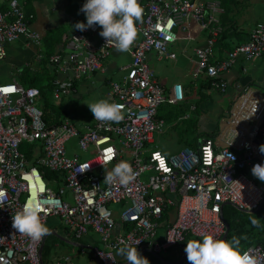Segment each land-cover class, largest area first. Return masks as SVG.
Wrapping results in <instances>:
<instances>
[{
	"label": "built area",
	"instance_id": "built-area-1",
	"mask_svg": "<svg viewBox=\"0 0 264 264\" xmlns=\"http://www.w3.org/2000/svg\"><path fill=\"white\" fill-rule=\"evenodd\" d=\"M260 1L264 10V0ZM139 3L144 11L136 25L137 39L128 51L129 62L120 67L118 81L107 82V98L124 105L122 121L102 123L91 113L90 124L81 128L66 118L47 125L37 87L23 86L15 78L0 83V192L6 200L0 208V264H44L38 253L43 238L34 241L12 227V215L30 196H38L44 222L58 217L73 238L90 231L98 235L99 245L92 246L96 264H117L122 241L156 257L173 246L184 251L183 243L190 236L213 234L221 239L226 230L224 205L250 214L262 204L264 182L252 175L251 168L264 163V153L259 151L264 144V106L257 118L231 120L224 130L199 136L176 153L165 155L156 145L150 149L152 134L167 127L158 116L159 106L182 102L185 93L179 82L165 89L147 56L154 53L157 60H174L173 47L177 41L192 39V24L203 32L202 44L193 48L192 80L202 76L222 92L223 75L237 60L249 62L264 54V18L244 41L222 49L219 57L215 43L222 31L223 8L217 0ZM31 20L20 1L0 0V60L7 46L21 37L39 45L41 38L30 28ZM100 31L99 25L84 31L75 28L47 57L54 72L50 102L72 96L77 82L104 71L103 60L114 46ZM91 35L98 36L97 44L91 42ZM35 58L38 61L40 54ZM70 140L90 154L84 159L76 153L68 155ZM121 160L132 165L136 179L128 185L105 183V168ZM44 170L55 172L56 177L45 178ZM112 204L120 205L117 221ZM244 250L264 257L261 244Z\"/></svg>",
	"mask_w": 264,
	"mask_h": 264
},
{
	"label": "rangeland",
	"instance_id": "rangeland-1",
	"mask_svg": "<svg viewBox=\"0 0 264 264\" xmlns=\"http://www.w3.org/2000/svg\"><path fill=\"white\" fill-rule=\"evenodd\" d=\"M225 4V9L228 11V17L235 21V26L239 28L241 31L249 30L253 24L257 21H261L263 18L264 10L262 8V4L260 0H223ZM33 44V43H31ZM36 46L35 44H33ZM38 45L36 46V48ZM10 50V49H9ZM174 52L179 55L180 51L178 48L173 49ZM189 52L190 48L186 49ZM8 55L0 60V83L7 82L12 77H16L19 72H21V68L17 67L18 73L15 72L16 69H10V60H13L11 55ZM41 63L37 64L39 70L43 72V69L47 62V55L43 52ZM178 60L175 63L167 62L166 60H156L154 53H150L147 56V62L149 66L154 71L156 75V79L160 81V83L164 84L165 86H170L171 83L176 82L179 78L185 77V79H189L188 72L192 69L191 61L188 62H179ZM258 62H262L260 59L254 60L251 63L243 62L248 69L246 76H249L253 80L255 77L258 76L259 71L255 70V65ZM128 63V62H126ZM123 63V64H126ZM194 66V64H193ZM20 67V66H19ZM37 67V68H38ZM43 68V69H41ZM194 68V67H193ZM30 72H34L39 74L38 69L28 68ZM237 71L235 66L231 68L228 72L224 73V77L228 80V87L224 91V93L218 94L216 91H206L205 97L211 99V108L208 110L207 114L202 115V110H199V106L196 107V110L190 109L189 106H186V111L190 115L191 119H195L193 132H191L190 136L195 137V139L199 136H204L206 134L215 133L217 130V122L221 120V118L228 115V108L232 101L237 97V95L241 92L242 89L236 90L235 88L230 86L231 81L229 80L231 76L234 75V72ZM51 74L50 70H45V73H42L41 76L43 77L40 82L44 81V79ZM119 74L114 76L113 80L118 81L120 79ZM190 78L192 79V75L190 74ZM97 80V77H95ZM86 84L88 81H84ZM94 81L91 85L88 84L87 87L78 88L76 94L66 97L62 100H52L56 106H58L70 121H72L78 128H81L84 123H88L90 121L91 111L86 103L94 102L100 98H107L106 95L108 90L106 89L107 85L102 83V85H98ZM83 84V82H81ZM264 86V84H260ZM253 91V89H252ZM264 92V89H263ZM248 94V91L247 93ZM252 96V95H251ZM174 113L181 114L182 111H178L177 109L180 107L179 105H171ZM165 108V105L161 104L159 106V112ZM234 109H232L233 111ZM236 114V110L234 111ZM202 117L200 118V116ZM200 118V119H199ZM169 127L165 128L162 133H153L152 134V142L148 143L147 146L152 149L154 145H156L157 149L164 153L165 155H170L176 153L180 148L187 146L184 143V139L186 135H189V130H184L186 127V120H172L168 121ZM208 128V132H205ZM201 131V132H199ZM205 133V134H204ZM92 150V147H89ZM66 153L69 155L71 153L78 154L81 158H86L88 156V152L80 151L76 145L74 144L73 140H70L66 143ZM122 161V160H121ZM118 161L117 163H119ZM112 165L105 168L106 171L111 169ZM53 188V187H52ZM225 214L224 218L227 221H230L231 214H230V206L225 205ZM110 208L114 211L120 210L119 204H112ZM46 226L49 229H53L55 232L52 235L44 236L43 238V247H42V258L44 262L54 259L56 256H67L69 262L71 264H96V262L92 259V246L99 241L98 235L93 232H88V235L82 237L80 239H73L69 236L68 230L63 227V224L60 222L58 217H47L45 219ZM262 228V226L260 227ZM259 228V229H260ZM244 234L239 235H228L226 238L230 240L233 236L241 237ZM247 236V235H244ZM264 237V231L262 233ZM190 239H201L197 237H187L184 241L183 245L186 246V242ZM98 245V243L96 244ZM241 246L244 250L246 243L242 241L241 238ZM140 251L141 249H137ZM185 251H180L177 246H173L165 250L164 252L158 254L156 257L152 256L148 252H144L141 255L146 257L149 260V264H173V262L180 259L181 254ZM117 264H127V261L124 256L117 255ZM177 264H189L187 257L185 256L179 263Z\"/></svg>",
	"mask_w": 264,
	"mask_h": 264
},
{
	"label": "crops",
	"instance_id": "crops-1",
	"mask_svg": "<svg viewBox=\"0 0 264 264\" xmlns=\"http://www.w3.org/2000/svg\"><path fill=\"white\" fill-rule=\"evenodd\" d=\"M18 1L23 3L25 12L32 15V20L30 22V28L39 34L41 40H40V43H39L37 48H36V46L31 44L30 41L26 40L23 37H21V38L17 39L16 41L12 42L11 44H9L6 48V54H5V57H6L8 55L7 54L8 51H10L9 55H11L10 57L13 58V60L9 61V63H10L9 68L10 69L15 68L16 69L15 72H17V73L19 72V71H17V67L21 68V70L23 68L38 69L39 73H41V74L45 73V70H50L51 74L49 75V79H51L54 76V72L49 66L47 67L45 64V66H43L44 69L41 68V69H43V72H41L39 70V67L37 66V64L41 63V59L43 58L41 52L42 53L44 52L47 56H49L52 53H54L55 51H57L61 47L63 42L68 38V36L75 29L74 25L78 21L79 22L86 21V17L84 15V13L80 11V8L86 2V0H18ZM201 1H208V0H201ZM217 1L219 2L220 6L223 8V13L219 16L220 25L222 27V30H223V25L221 23H225V25L227 27H229V29H231L232 27L237 28L235 26V21L228 17V11H227V9H225V4H224L223 0H217ZM233 1L234 0H231V2H233ZM263 18H264V13H263ZM258 22L259 21L255 22L253 24V26ZM189 27H190V34L192 35V39H190L189 41H186V40L177 41L176 44L174 45L173 49L178 48L180 51L179 55H177L174 52L175 53L174 60H172V61L166 60L167 62H170L172 64L177 62L178 60H181V61H179L181 63L191 61V64H192V69L189 70V72H188L189 79L186 80L185 77L184 78L181 77L176 81L182 85V87L184 89V93H185L184 100L182 102L175 103V105H179L180 107L184 108L183 109L184 112L180 115L178 114L177 118L182 117L184 114H186L187 118H185V119L190 118V115L185 110L186 106H189L190 109H194V110H196V107L199 106V110L200 109L202 110V115H205V114H207L208 110L211 108L210 106H211V101H212L211 99L204 96L206 94V91H216L218 94L224 93V91L227 89V87L229 85L227 82L228 80H226L224 75H223V77H224L226 86H225L224 91H222V92L219 90H215V88L210 86V85L204 86V88H202V83L204 84V82H205V78L202 76H200L199 78H197L195 80H192L190 78V73L192 72L193 67H194L193 66V64H194L193 48L195 46L202 44L203 32L198 30V28L192 24L189 25ZM252 27L250 29H252ZM237 29H238V31H240V32L235 33L238 37L236 35L232 36V33H233V31H232L231 33H229L228 36H226L222 40L220 39L221 42L225 45V47H227V46L231 47L232 45H234L236 43L244 41L247 37L249 30H250L249 29L247 31H241L239 28H237ZM221 34H222V31L219 34L218 38L221 36ZM218 38H217V40H218ZM239 38H242V39H239ZM89 39L91 40V42H93L95 44L98 43V36L97 35H91L89 37ZM217 40H216V42H217ZM188 48H190L189 52H187V50H186ZM37 54H40V56H41V58L38 61L35 58V56ZM217 56L221 57L222 52H218ZM257 59H260L262 62H258V64L255 65V70L259 71V74H258V76L255 77V80H253L249 76H246L248 69L245 66V64L243 63L245 61L237 60L236 63L232 65L231 68H233L235 66L237 71H235L234 75L231 76V78L229 79L231 81L230 86L235 88L236 90H239V89H242V90L237 95V97L234 99V101H232L231 104L229 105L228 115L221 118V120H219L217 122L216 132L213 134L210 133L212 136L217 134L220 131V129L224 130L227 127V125L232 122L231 121V120H233L232 117H234V116L238 117L239 110H246L247 111V109L253 108L257 112V110L262 108L260 105L264 104V92H263L264 86H261L260 84H262V83L264 84V54L260 58H257ZM257 59H255V60H257ZM157 61H159V60H157ZM163 61H165V60H163ZM252 61H254V60H252ZM252 61H249L248 63H251ZM46 62H47V59H46ZM126 62H129L128 52H118L115 48L111 49L107 58L103 60L104 71L103 72L97 71V72L93 73L92 75H90V77L85 78V79L77 82L75 85L76 86V92L74 94L77 93L78 88L79 89L80 88L85 89L88 84L91 85L94 81H97L96 83L98 85L99 84L102 85V83L106 84L107 85L106 89L108 90L107 82L113 81L114 76H117L118 74L120 77V74L122 73L120 67L123 66L124 65L123 63H126ZM47 65H48V63H47ZM231 68H229V70ZM95 77H97V80L95 79ZM12 78L16 79V77H12ZM155 78H156V75H155ZM84 81H88V83L86 84ZM81 82H83V84H81ZM162 85L165 87V89L170 87V86L169 87L165 86L164 84H162ZM252 89H253V91H252ZM199 91H200V95H198ZM247 91H248V94H246ZM49 102H50V100H49ZM50 103L52 105L56 106V104H54L53 102H50ZM171 105H173V104L165 105V110H167V108L171 109V107L170 108L168 107ZM232 109H234V110L232 111ZM235 110L237 111L236 114H234ZM158 112H159V110H158ZM159 115H160V112H159L158 116ZM202 115L200 116V118L202 117ZM62 116L63 117H61L60 120L66 118L64 113ZM161 118L163 119V117H161ZM177 118L175 119V121L177 120ZM66 119H68V118H66ZM90 121H91V119H90ZM90 121L88 123H84V125H89ZM164 121H165V124L167 125V127H169L168 121H166L165 119H164ZM199 132H201V131H199ZM205 132H208V128L206 129ZM190 134H191V132L189 133V135L185 136V140H191L192 141L191 144H189L188 146L192 145L194 140H195V137L190 136ZM184 143H185V141H184ZM79 158L84 159V158H81L80 156H79ZM115 165H113L111 167V169ZM113 212H114V219H115V221H117V215L116 214H118L117 213L118 211L113 210ZM50 231H53V229L52 230L50 229ZM68 232L70 234L69 236L72 237L71 232L69 230H68ZM54 233L55 232L53 231V233H48L47 235H52ZM47 235H45V236H47ZM87 235H88V233L85 236H87ZM85 236H82V237H85ZM82 237H80V238H82ZM257 237H258L257 244H261L264 247V237L262 236V233L261 234L259 233L257 235ZM80 238H73V239H80ZM97 243L99 245L98 240L96 241L94 246H98V245H96ZM138 252L140 254H142V253L147 252V251L146 250H140ZM41 259H42L44 264H48L49 262H51L53 260H55V261L59 260L60 262H64L65 264H71L69 262V259L67 256H61V257L56 256V257H54V259H51V260L44 262V260L42 258V252H41ZM92 259H93V257H92ZM179 260L173 262V264H177V262Z\"/></svg>",
	"mask_w": 264,
	"mask_h": 264
},
{
	"label": "clouds",
	"instance_id": "clouds-1",
	"mask_svg": "<svg viewBox=\"0 0 264 264\" xmlns=\"http://www.w3.org/2000/svg\"><path fill=\"white\" fill-rule=\"evenodd\" d=\"M80 11L84 13L86 23L78 21L74 25L76 29L84 31L99 25V35L106 43L114 46L118 52L130 51L138 36L137 22L141 20L144 11L139 0H86ZM86 104L94 120L102 123H118L124 118V105L112 101L111 98H100ZM259 151L264 153V144L259 146ZM227 154L234 160L231 153ZM110 161L111 156L105 161V165ZM251 173L264 182V163L254 164ZM136 175L129 162L120 161L110 171L105 172L103 181L107 184L128 185L136 179ZM5 204V194L0 192V208ZM43 211L38 196L26 198L21 209L12 215V227L34 241L41 240L50 231L41 217ZM251 224L259 227V220L253 218ZM121 243L123 246L118 248L117 255L124 256L127 264H149V260L138 252L136 246L131 247L124 241ZM138 243L139 241L136 245ZM184 251L189 264H264V257L255 255L250 250H243L241 238L236 236L227 240L205 234L201 239L187 241Z\"/></svg>",
	"mask_w": 264,
	"mask_h": 264
},
{
	"label": "trees",
	"instance_id": "trees-1",
	"mask_svg": "<svg viewBox=\"0 0 264 264\" xmlns=\"http://www.w3.org/2000/svg\"><path fill=\"white\" fill-rule=\"evenodd\" d=\"M221 24L223 25L222 34L218 38V40L215 44V50L217 52H221L222 49H227V48L229 49L230 48L229 46L225 47V45L221 42V40L223 38L228 36L229 33H231L232 31H233L232 36L236 35L235 33L240 32V31H238L237 28L232 27L231 29H229V27H227L225 25V23H221ZM239 39H242V38H239ZM42 78L43 77L41 76V73L37 74L34 72H30L29 69H27V68H23L21 70V72L18 73L16 80L23 86H35V87H37L39 89V92H40L41 97H42L41 98V105H42V110L44 112L45 122L47 123V125L59 123L60 118L63 117L62 116L63 112L57 106H54L49 102V98H48V90L50 88L49 76H47L44 79V81L40 82L39 79L41 80ZM204 86H209V82L205 81L204 84L202 83V88H204ZM198 95H200V91L198 92ZM183 109H184L183 107H179L177 110L182 111ZM183 112H184V110L181 112V114ZM158 114H159V112H158ZM178 114L179 113H174L172 111V109L167 108V110H165V108H164L162 111H160L159 116L163 117V119H165L166 121H172V120H175L177 118ZM182 120L187 121L186 127L184 130H189V133L193 132L195 119L188 118V119H182ZM206 135L212 136L211 134H206ZM184 141L187 145L191 144V142H192L191 140H185V139H184ZM51 176L56 177V173L50 172L48 170H44V177L45 178H49ZM225 207L226 206L224 205L222 207V210H221L222 218L226 224V235H225L224 239H226L231 232V235H239V234L247 235V236L243 235L240 237V238H242V241L246 243L245 248L250 244L257 243V239H258L257 235L259 233L260 234L263 233V231H264V199H263L262 204L260 205L259 209L253 213H250V214L238 211V210H236L230 206V209H231L229 211L231 214L230 221H227L224 218V214L226 213ZM253 218L259 220V227H254L251 224V219H253ZM261 226H262V228H260ZM66 230H67V228H66ZM42 247H43V245H42ZM41 251H42V249H41Z\"/></svg>",
	"mask_w": 264,
	"mask_h": 264
},
{
	"label": "bare ground",
	"instance_id": "bare-ground-1",
	"mask_svg": "<svg viewBox=\"0 0 264 264\" xmlns=\"http://www.w3.org/2000/svg\"><path fill=\"white\" fill-rule=\"evenodd\" d=\"M260 106L263 107L264 104L260 105ZM261 111H262V108L257 110V112L253 108L252 109L249 108V109H247V111L246 110H239L238 117L234 116L232 118H233V120H239L241 122H245L246 120H251L253 118H257ZM236 113H237V111H236Z\"/></svg>",
	"mask_w": 264,
	"mask_h": 264
},
{
	"label": "water",
	"instance_id": "water-1",
	"mask_svg": "<svg viewBox=\"0 0 264 264\" xmlns=\"http://www.w3.org/2000/svg\"><path fill=\"white\" fill-rule=\"evenodd\" d=\"M49 233H53V231H49ZM225 235H226V230H225L224 234L222 235L221 239H224V238H225ZM43 238H44V237H43ZM42 245H43V243L40 244V246H39V248H38V253L41 252ZM141 252H142V251H141ZM185 256H186V253H183V254L181 255L180 260H179L177 263H179V262H180Z\"/></svg>",
	"mask_w": 264,
	"mask_h": 264
}]
</instances>
